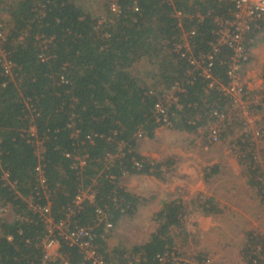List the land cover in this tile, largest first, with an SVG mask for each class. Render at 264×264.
I'll list each match as a JSON object with an SVG mask.
<instances>
[{"label": "trees", "instance_id": "obj_1", "mask_svg": "<svg viewBox=\"0 0 264 264\" xmlns=\"http://www.w3.org/2000/svg\"><path fill=\"white\" fill-rule=\"evenodd\" d=\"M113 1L120 6L118 14L110 9ZM234 9V0H109L104 20L77 0H0L9 26L0 49V205H10L15 215L0 217V264H43L40 242L47 225L32 205L50 201L59 223L87 189L95 192V200H85L73 219L93 228L106 264H175L160 257L177 254L172 231L185 221L182 200L165 202L156 214V230L131 251H107L108 231L105 222H98L97 209L116 225L138 206L121 178L127 173L163 177L162 164L137 151L140 138L153 139L169 123L195 132L215 121V110L226 112L231 105L230 97L210 88L175 44L184 31L195 30L190 37L194 54H208L218 38L217 18H231ZM263 31L264 22L252 29L248 48ZM230 54L228 46L214 54L212 72L224 84ZM141 61L151 66L152 83L133 73ZM176 83L183 90L175 93L177 100H167L164 93ZM159 102L164 113L157 112ZM238 144L241 157L250 160V183L264 202L261 169L252 149L247 150L250 141ZM203 206L209 213L220 212L214 199ZM55 233L60 252L71 263L82 262L80 250L56 227Z\"/></svg>", "mask_w": 264, "mask_h": 264}, {"label": "rangeland", "instance_id": "obj_2", "mask_svg": "<svg viewBox=\"0 0 264 264\" xmlns=\"http://www.w3.org/2000/svg\"><path fill=\"white\" fill-rule=\"evenodd\" d=\"M77 1L95 16L107 19L109 0ZM6 18L7 12L1 11L0 49L2 35L9 32ZM257 37L259 42L255 45L264 46V31ZM251 60L250 50L243 73ZM150 67L147 61H141L133 67V73L143 82L152 83ZM248 69L264 73V63L255 62ZM244 84L249 89L245 81ZM257 92L254 94L260 95L258 102L250 98L245 104L247 115L238 107L226 108L231 123L214 121L195 132L164 125L157 129L153 139L138 140L137 151L160 162L163 177L127 173L121 178L120 184L136 196L138 206L133 215H124L107 232V251L113 248L131 251L147 242L158 226L157 212L165 202L180 199L186 211L183 226L172 231L175 256L196 263L210 258L213 264H249L242 252L248 237L264 238V202L258 189L248 181L250 160L241 157L238 142L246 138L250 141L251 148L247 150L252 149L261 169L258 179L264 183V98ZM173 98L171 95L168 100ZM216 125L222 135L212 143L209 135ZM211 198L220 212L209 213L204 209L203 203ZM0 217L12 220L15 217L12 207L0 205Z\"/></svg>", "mask_w": 264, "mask_h": 264}, {"label": "built area", "instance_id": "obj_3", "mask_svg": "<svg viewBox=\"0 0 264 264\" xmlns=\"http://www.w3.org/2000/svg\"><path fill=\"white\" fill-rule=\"evenodd\" d=\"M234 2L235 9L232 12L231 18H217L218 38L211 52L208 54H199L197 56L194 54L190 44V37L195 34V30L184 31L179 43L175 44V49L182 57L188 59L194 70L199 71V74L209 80L210 88L220 89L225 95L230 97L232 106L238 107L241 109L242 113L247 115L249 110L246 108L244 109V107L247 100L253 98V95L244 84L242 68L249 57L250 48H248L247 45V36L252 29L264 22V0H234ZM110 9L114 14L120 12V6L116 1L111 3ZM178 14L181 15V13ZM223 46H228L231 49V54L227 60L228 84H224L220 79H217L212 72L214 54L218 53ZM10 65L11 64L6 65L8 70H10ZM190 73L192 72L190 71ZM182 90L183 88L176 83L170 90L164 93V97L168 100L171 95L174 96L177 91ZM173 100H177V98L174 97ZM156 109L159 113L165 112V107L162 102L156 105ZM212 115L215 117L217 123L223 121L231 123V120L227 118L225 112L215 110ZM165 121H167V118H165ZM168 125H170V123ZM221 135L219 126H214L210 131V142L215 143L219 141ZM139 136H141V134ZM135 164L138 167L141 166L139 162ZM42 168V165H39L37 170L40 172L41 183H44ZM85 200L93 203L95 200V192L89 189L81 191L76 196L73 203L68 207L66 219L59 223H55L53 220L50 201L44 206L32 205L34 210L38 211L42 216L47 225L48 232L40 242L44 252L43 264H49V262H56L58 260V264H87L88 262L92 264H106L104 257L98 249L96 234L93 228L90 226H80L73 219L75 212L82 208ZM97 219L99 223L105 222L107 231L114 227L113 223L108 220L101 208L97 209ZM55 227L59 230V235H62L68 241L69 245L75 246L80 250L84 256L82 262L71 263L69 257L60 252V240L55 233ZM256 243L257 244H254V242H252L246 254L243 253V257H246L249 264H264V238H258ZM174 254L175 253H165L160 257V260L165 261L170 257L175 264H180L182 262L183 264H213L210 258L200 259V261L196 263L194 261H186Z\"/></svg>", "mask_w": 264, "mask_h": 264}, {"label": "crops", "instance_id": "obj_4", "mask_svg": "<svg viewBox=\"0 0 264 264\" xmlns=\"http://www.w3.org/2000/svg\"><path fill=\"white\" fill-rule=\"evenodd\" d=\"M258 42H259V39H258ZM257 42V43H258ZM256 46V47H255ZM253 48V49H252ZM264 46L263 45H254V47H250L249 51L251 50V62L250 64L247 66L246 69H244V73H243V68L244 65H243V68H242V77L244 79V81L249 85V91L250 93L253 95V98H254V102L259 100V94H254V92L256 90H258L257 93H260L262 94L263 98H264V73L259 70L257 73L251 71L249 68V66H252L255 62H261V63H264V50H263ZM263 50V51H262ZM254 59V60H253ZM252 75H255V78L252 79L251 76ZM257 97V98H256ZM248 175V174H247ZM249 176V175H248ZM248 181L250 183V178L248 177ZM251 184V183H250ZM252 185V184H251ZM212 199V198H211ZM217 205V203H216ZM218 206V205H217ZM219 208V207H218ZM206 209V208H205ZM221 209L219 208V211ZM257 242V241H256ZM256 242H254V244H257ZM252 244V242L246 241L245 243V246L243 248V252H242V257H243V253L246 254L247 250H248V247ZM246 261H248L246 259V257H243Z\"/></svg>", "mask_w": 264, "mask_h": 264}, {"label": "bare ground", "instance_id": "obj_5", "mask_svg": "<svg viewBox=\"0 0 264 264\" xmlns=\"http://www.w3.org/2000/svg\"><path fill=\"white\" fill-rule=\"evenodd\" d=\"M173 97V96H172Z\"/></svg>", "mask_w": 264, "mask_h": 264}]
</instances>
